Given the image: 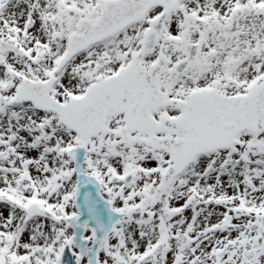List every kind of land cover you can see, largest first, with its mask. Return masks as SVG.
<instances>
[{
  "label": "snow or ice",
  "instance_id": "snow-or-ice-1",
  "mask_svg": "<svg viewBox=\"0 0 264 264\" xmlns=\"http://www.w3.org/2000/svg\"><path fill=\"white\" fill-rule=\"evenodd\" d=\"M0 264H264V0H0Z\"/></svg>",
  "mask_w": 264,
  "mask_h": 264
}]
</instances>
